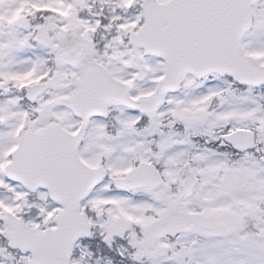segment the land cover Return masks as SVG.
Instances as JSON below:
<instances>
[{
  "label": "snow or ice",
  "instance_id": "1",
  "mask_svg": "<svg viewBox=\"0 0 264 264\" xmlns=\"http://www.w3.org/2000/svg\"><path fill=\"white\" fill-rule=\"evenodd\" d=\"M0 264H264V0H0Z\"/></svg>",
  "mask_w": 264,
  "mask_h": 264
}]
</instances>
